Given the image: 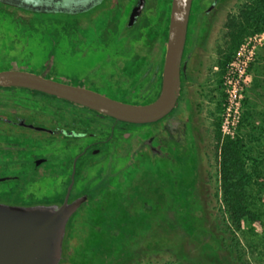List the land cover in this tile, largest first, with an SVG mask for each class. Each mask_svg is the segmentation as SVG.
I'll return each mask as SVG.
<instances>
[{
    "label": "flooded vegetation",
    "instance_id": "1",
    "mask_svg": "<svg viewBox=\"0 0 264 264\" xmlns=\"http://www.w3.org/2000/svg\"><path fill=\"white\" fill-rule=\"evenodd\" d=\"M171 2L0 0V73H27L124 105L151 104L162 89ZM219 3L197 12L195 34ZM188 36L180 94L153 122L121 121L76 99L0 87V202L75 207L60 264H120L152 234L196 231L189 210L199 190L194 131L203 121L207 81H192L198 40L188 46ZM176 123L186 128L184 142L167 130Z\"/></svg>",
    "mask_w": 264,
    "mask_h": 264
},
{
    "label": "rangeland",
    "instance_id": "2",
    "mask_svg": "<svg viewBox=\"0 0 264 264\" xmlns=\"http://www.w3.org/2000/svg\"><path fill=\"white\" fill-rule=\"evenodd\" d=\"M210 2L194 0L187 33L188 46L193 39L198 40L193 52L195 67L192 81L196 85L207 81L202 102L203 121L199 131H194L200 165L199 190L196 192L197 206L189 210L190 213L194 212L196 231L190 234V229L184 226L186 230L182 229L180 234H152L144 244L140 243L133 256L127 259L123 257L120 264H239L229 250L231 241L228 227L240 242L248 264H264V180L257 184L261 186L258 192H253L248 199L250 209L259 216L257 223L243 220L237 229L223 216L221 197L216 198V193L220 192L219 149L224 141H239L247 172H264V133L261 135L250 124L252 118L256 125L264 121L261 118L264 112V87L257 88L261 85H256L254 81L256 77L264 80V72L258 65L264 49V30L243 32L242 42L237 47L232 36L237 35L238 28L229 29L227 26L230 19L237 18L240 8L249 4L250 0H220L195 34V16ZM34 57L36 62L40 60L39 55ZM202 65L209 66V74L199 70ZM196 85L191 88L193 99ZM231 91H234V99L229 96ZM169 129L184 142V126L170 124ZM188 149L186 145L183 146V151ZM205 171L209 172L208 177ZM206 178L210 180L207 187L203 184ZM253 181L261 182L260 179ZM67 252L72 255L71 249ZM66 255L65 251V258Z\"/></svg>",
    "mask_w": 264,
    "mask_h": 264
},
{
    "label": "water",
    "instance_id": "3",
    "mask_svg": "<svg viewBox=\"0 0 264 264\" xmlns=\"http://www.w3.org/2000/svg\"><path fill=\"white\" fill-rule=\"evenodd\" d=\"M193 0H172L158 98L145 106L124 105L45 81L23 72L0 73V87H20L73 99L121 121L146 123L168 115L180 94V64ZM74 206L11 205L0 202V264H60L66 226Z\"/></svg>",
    "mask_w": 264,
    "mask_h": 264
},
{
    "label": "trees",
    "instance_id": "4",
    "mask_svg": "<svg viewBox=\"0 0 264 264\" xmlns=\"http://www.w3.org/2000/svg\"><path fill=\"white\" fill-rule=\"evenodd\" d=\"M229 29L238 28L236 36H232L238 47L242 42V34L248 30L253 32H262L264 30V0H250L249 4L243 5L238 13L237 18H232L227 26ZM260 70L264 72V49L258 61ZM257 88L264 87V80L255 78ZM264 120V112L261 115ZM251 119V115H249ZM260 119L259 121H261ZM252 128L256 127L261 135L264 133L261 121L259 125L254 124V118L250 120ZM244 157L241 144L237 140H226L219 149V176L220 188L219 193H216V198L221 197V210L226 220H230L237 229L240 228L241 221L247 220L252 223L259 222V216L250 209L248 199L251 198L253 192H258L257 189L264 180V172H247L244 165ZM260 179L261 182L253 181ZM252 184V186H251ZM261 187V186H260ZM259 187V188H260ZM230 233V253L234 260L239 264H248L244 250L241 247L235 233L228 227Z\"/></svg>",
    "mask_w": 264,
    "mask_h": 264
},
{
    "label": "built area",
    "instance_id": "5",
    "mask_svg": "<svg viewBox=\"0 0 264 264\" xmlns=\"http://www.w3.org/2000/svg\"><path fill=\"white\" fill-rule=\"evenodd\" d=\"M229 96L234 99L235 98L234 91H231V93L229 94Z\"/></svg>",
    "mask_w": 264,
    "mask_h": 264
}]
</instances>
